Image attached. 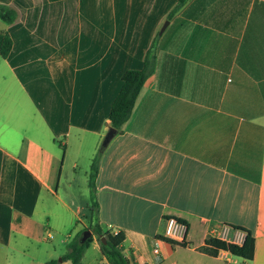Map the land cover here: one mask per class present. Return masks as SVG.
<instances>
[{
  "label": "crops",
  "instance_id": "0c3cea01",
  "mask_svg": "<svg viewBox=\"0 0 264 264\" xmlns=\"http://www.w3.org/2000/svg\"><path fill=\"white\" fill-rule=\"evenodd\" d=\"M176 2L0 0L19 11L0 30V264H70L60 249L83 229L80 264H109L96 224L124 234L129 264H264V0H186L168 17ZM153 39L154 68L103 145L122 74ZM172 216L185 244L160 238ZM230 225L252 231L251 260L200 249L223 226L240 244Z\"/></svg>",
  "mask_w": 264,
  "mask_h": 264
},
{
  "label": "trees",
  "instance_id": "16d2710c",
  "mask_svg": "<svg viewBox=\"0 0 264 264\" xmlns=\"http://www.w3.org/2000/svg\"><path fill=\"white\" fill-rule=\"evenodd\" d=\"M185 1L186 0H177L176 4L169 11L168 17H171L184 4ZM18 18L19 11L16 7L9 4L0 3L1 20L6 23H12ZM155 41L156 39H153L150 46L147 48L142 67L138 69L128 68L122 74L121 86L113 98L108 111L110 126L114 127L117 131H121L123 124L130 117L132 108L141 90V87L154 68L156 48ZM11 47L12 39L9 34L7 32H0V58L6 57L11 50ZM100 151L101 149L98 150V152L92 158L88 170L90 211H95L97 208V201L95 198V178L97 175ZM172 217L187 226L186 220L184 218L179 216ZM230 226L245 232L243 241L240 244L210 236L205 239V242L202 246H200V249L209 255H217L220 250H225L234 256L251 260L253 258L254 252V237L252 231L243 228L241 225ZM90 229L94 234L104 236V241L100 239V248L102 254L106 257L109 264H129L127 257L124 255L121 249V243L124 239V234L122 232H118L116 234H112L108 231L104 232L98 224L91 226ZM83 230L77 232L67 243V249L61 256L63 260H69L70 264H80L82 255L91 240L90 235L83 242L79 241ZM160 238L171 243L185 244L184 239L177 241L164 235L160 236ZM47 264H56V260L48 261Z\"/></svg>",
  "mask_w": 264,
  "mask_h": 264
},
{
  "label": "built area",
  "instance_id": "2783aa9c",
  "mask_svg": "<svg viewBox=\"0 0 264 264\" xmlns=\"http://www.w3.org/2000/svg\"><path fill=\"white\" fill-rule=\"evenodd\" d=\"M185 230H186V226L184 224H182L181 222L177 221L175 218L168 217L165 219V231H164L165 235L164 236L176 240L178 238L184 237ZM212 233L214 235H216L214 237H217L219 239H223L226 241L229 240V228H228V226H223L220 230H216V231L212 230ZM237 235H240V234L238 232H236L232 239L236 240ZM158 251H159L158 243H155V245L153 246V252L157 253Z\"/></svg>",
  "mask_w": 264,
  "mask_h": 264
},
{
  "label": "water",
  "instance_id": "95a60500",
  "mask_svg": "<svg viewBox=\"0 0 264 264\" xmlns=\"http://www.w3.org/2000/svg\"><path fill=\"white\" fill-rule=\"evenodd\" d=\"M168 23V20H166L163 25L161 26L160 28V31L159 32H162L163 29L165 28V26L167 25ZM116 129L112 126H109L108 129H107V132L103 138V141H102V144L103 145H106L110 139L113 137V135L116 133ZM91 235V231L89 229H85L82 231V234H81V237L79 239L80 242H83L87 237H89ZM100 239L102 241H104V236H100Z\"/></svg>",
  "mask_w": 264,
  "mask_h": 264
},
{
  "label": "rangeland",
  "instance_id": "374dc122",
  "mask_svg": "<svg viewBox=\"0 0 264 264\" xmlns=\"http://www.w3.org/2000/svg\"><path fill=\"white\" fill-rule=\"evenodd\" d=\"M4 25H5V22H4L3 20L0 19V30H2V27H4ZM45 224H46V223H45ZM45 226H46V225H45ZM67 232H69V234H70L69 236H70V237H72V238L74 237V234H72V231H71V232H70V231H67ZM44 234H45V233H44ZM64 234H65V233H64ZM71 234H72V235H71ZM55 235H56V234H55ZM57 236H59V239L64 238V235H59V234H57ZM69 236H68V238H69ZM72 238H71V239H72ZM71 239H70V240H71ZM70 240H69V241H70ZM69 241H68V242H69ZM68 242H67V243H68ZM66 246H67V244L65 245V243L62 244V247H61V244H60V247H61L60 252H61V250H63V252H64V251L66 250ZM11 251L14 252V253H12V254H14L15 258H18L19 260H23V261L26 260V259H29V258H30V254H32V253L29 254V253H27V252L24 253V254H22V253L19 254V253H16V251L13 250V249H12ZM43 256H44L43 254H42V255L40 254V257H43ZM54 258L58 260V259H59V256H56V257H54Z\"/></svg>",
  "mask_w": 264,
  "mask_h": 264
}]
</instances>
